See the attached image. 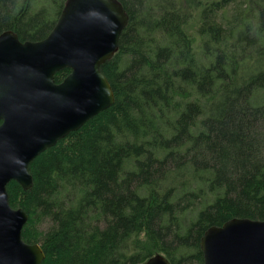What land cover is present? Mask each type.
Instances as JSON below:
<instances>
[{
  "label": "trees",
  "instance_id": "obj_1",
  "mask_svg": "<svg viewBox=\"0 0 264 264\" xmlns=\"http://www.w3.org/2000/svg\"><path fill=\"white\" fill-rule=\"evenodd\" d=\"M67 0H0V34L45 39ZM114 103L8 183L41 264H201L200 239L264 221V0H117ZM65 69L54 80L61 83Z\"/></svg>",
  "mask_w": 264,
  "mask_h": 264
},
{
  "label": "water",
  "instance_id": "obj_2",
  "mask_svg": "<svg viewBox=\"0 0 264 264\" xmlns=\"http://www.w3.org/2000/svg\"><path fill=\"white\" fill-rule=\"evenodd\" d=\"M128 16L117 0H67L50 34L20 42L0 34V264H41L38 244L21 232L22 209L6 187H32L30 163L68 134L110 108L114 95L101 66L118 50ZM69 74L61 83L55 75ZM201 264H264V221L232 219L200 239ZM143 264H169L155 255Z\"/></svg>",
  "mask_w": 264,
  "mask_h": 264
}]
</instances>
